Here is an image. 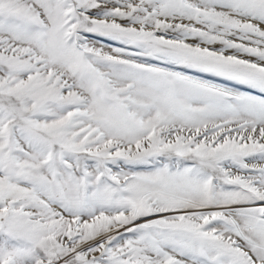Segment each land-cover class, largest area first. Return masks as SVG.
I'll list each match as a JSON object with an SVG mask.
<instances>
[{"label":"snow or ice","instance_id":"obj_1","mask_svg":"<svg viewBox=\"0 0 264 264\" xmlns=\"http://www.w3.org/2000/svg\"><path fill=\"white\" fill-rule=\"evenodd\" d=\"M0 264H264V0H0Z\"/></svg>","mask_w":264,"mask_h":264}]
</instances>
